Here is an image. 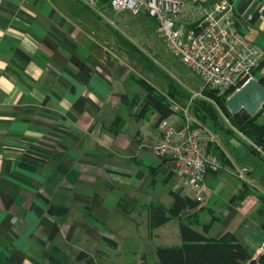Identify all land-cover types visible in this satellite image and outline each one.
<instances>
[{"label": "crops", "instance_id": "crops-1", "mask_svg": "<svg viewBox=\"0 0 264 264\" xmlns=\"http://www.w3.org/2000/svg\"><path fill=\"white\" fill-rule=\"evenodd\" d=\"M103 4L0 0V264H88L81 252L96 264H124L126 244L141 248L173 221L172 244L180 242L177 218L151 227L152 207L169 208L171 190L187 196L190 188L152 149L159 112L140 114L145 92L113 48ZM235 12L240 33L264 48V0H236ZM202 136L223 160L206 175L246 170L230 200L250 212L258 201L249 184L264 191L256 155L244 142L232 148L225 136L222 144ZM211 198L207 191L205 208Z\"/></svg>", "mask_w": 264, "mask_h": 264}, {"label": "built area", "instance_id": "built-area-1", "mask_svg": "<svg viewBox=\"0 0 264 264\" xmlns=\"http://www.w3.org/2000/svg\"><path fill=\"white\" fill-rule=\"evenodd\" d=\"M84 1L89 6L102 2ZM235 1L109 0L108 4L116 12H144L154 19L168 48L198 74L204 86L222 93L264 75V48L240 33ZM187 111L180 124L168 118L160 123L161 135L152 149L176 164L190 188L188 196L202 203L207 198L206 174L221 169L222 161L208 149Z\"/></svg>", "mask_w": 264, "mask_h": 264}, {"label": "rangeland", "instance_id": "rangeland-1", "mask_svg": "<svg viewBox=\"0 0 264 264\" xmlns=\"http://www.w3.org/2000/svg\"><path fill=\"white\" fill-rule=\"evenodd\" d=\"M97 4L92 5V8H97ZM103 5H105V8L104 10L101 9L102 12L100 14H104L105 19L108 20L112 29L115 30L113 48L121 50L123 60L128 67V77H130L131 81L135 80L134 82L138 84V80L143 78L152 84L155 90L164 95L170 106L174 108L175 113L173 115L178 118V122L183 121L184 116H186L185 109L188 108L187 114L191 122L194 125L196 124V128L204 136L215 137L221 144L223 143L221 138L225 136L231 143L230 147L232 148L243 149L245 146L242 142H251L246 135L242 134L232 122L222 115L223 111L213 97L209 94L201 93L205 82L168 48L160 34V26L154 19L144 12L138 14L129 10L116 12L107 3ZM140 87L138 84V88ZM143 90L146 94V90L144 88ZM190 98H193V100L188 107ZM197 100H207L211 103L212 109L221 114L223 122L221 123L220 121L214 125L209 115L206 116L205 121L200 119L195 113V101L197 103ZM182 110L184 116L181 114ZM241 112L247 115L244 110H241ZM152 115L150 112L148 116L151 118V126L153 123ZM145 122L148 121L146 120ZM220 130L224 132H218ZM227 131L234 132V135L229 134ZM239 139L241 140L239 141ZM252 158H254L259 168L256 174L264 171V161L257 156ZM221 161L223 166V160ZM244 176H247V173L243 168H238L235 174L229 168H224L217 175L210 173L206 175L207 191L212 194V198L206 208L204 205L206 200L196 207L199 212V223L197 226L202 229L203 224L210 222L209 235L211 236H219L228 229L232 230L241 242L251 246L254 257L263 251L264 232L260 228L262 220L258 216V209L262 206L260 196L264 194V191H259L252 184H249L252 190L250 195L257 198V204L252 205L250 212L247 213L245 211V214L241 206L234 204V207H231L230 197L232 195L230 190L240 185L243 182L240 178ZM261 187L264 189V179ZM235 209H237V212L233 220L232 215H234ZM173 219L176 218L171 220ZM171 224L177 229L175 221L170 222V225L161 229L163 231L157 239L147 241L141 248L139 243L135 245L129 243V246L126 244L124 251L127 254L124 264L138 263L144 259L151 263L156 262V245H172V242L176 241ZM122 263L120 262L119 264Z\"/></svg>", "mask_w": 264, "mask_h": 264}, {"label": "trees", "instance_id": "trees-1", "mask_svg": "<svg viewBox=\"0 0 264 264\" xmlns=\"http://www.w3.org/2000/svg\"><path fill=\"white\" fill-rule=\"evenodd\" d=\"M108 1L102 0V3H108ZM259 81L264 85V75L259 78ZM138 84L146 90L140 108L141 115L145 116L149 111L157 110L159 112L157 124L160 125L163 120L175 113L167 98L158 93L152 84L143 78L138 80ZM171 87L173 88L172 83ZM234 90V88H231L221 93L217 88L204 86L202 93L209 94L215 99L219 108L223 111L222 115L251 141H244L246 146L254 155L264 161V103L255 115H246L241 111L232 113L227 106V99ZM195 104V113L203 121L209 115L214 125L220 121L223 122L221 114L213 110L211 103L207 100H197ZM181 114L184 116L183 110ZM194 127H196V124ZM218 132L224 131L220 130ZM227 132L234 135V132ZM208 149L211 150L209 146ZM247 192L248 189L243 190L236 197L242 201L248 196ZM170 193L173 197V203L169 208L162 203L153 204L151 227L162 226L172 218H177L180 227V242L172 245H158L156 247V262L151 263L144 259L138 263L129 264H246L253 258L251 246L241 242L232 230L228 229L220 236L213 237L208 235L211 227L210 222L203 224L202 229L197 227L199 223L198 210L185 217L182 216L185 209L196 208L200 204L198 201L188 195H180L173 190ZM260 200L262 206L258 210V216L262 220L260 228L264 232V194L260 196ZM106 241L109 242L110 240L106 238ZM113 245L116 246V243H113ZM78 258L86 259L88 264H96L93 256L86 252H81ZM259 260L264 264V253L260 255Z\"/></svg>", "mask_w": 264, "mask_h": 264}, {"label": "water", "instance_id": "water-1", "mask_svg": "<svg viewBox=\"0 0 264 264\" xmlns=\"http://www.w3.org/2000/svg\"><path fill=\"white\" fill-rule=\"evenodd\" d=\"M264 103V85L257 79L252 78L238 90L234 91L227 99V106L232 113L244 110L248 115H255ZM251 258L246 264H262L260 255Z\"/></svg>", "mask_w": 264, "mask_h": 264}]
</instances>
